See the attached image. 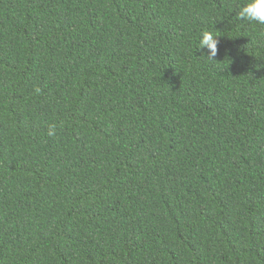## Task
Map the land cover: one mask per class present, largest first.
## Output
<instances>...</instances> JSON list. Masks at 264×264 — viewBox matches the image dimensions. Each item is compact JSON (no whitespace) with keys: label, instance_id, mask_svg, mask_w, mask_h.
I'll use <instances>...</instances> for the list:
<instances>
[{"label":"trees","instance_id":"trees-1","mask_svg":"<svg viewBox=\"0 0 264 264\" xmlns=\"http://www.w3.org/2000/svg\"><path fill=\"white\" fill-rule=\"evenodd\" d=\"M241 3L0 0V264H264V26Z\"/></svg>","mask_w":264,"mask_h":264},{"label":"clouds","instance_id":"clouds-1","mask_svg":"<svg viewBox=\"0 0 264 264\" xmlns=\"http://www.w3.org/2000/svg\"><path fill=\"white\" fill-rule=\"evenodd\" d=\"M236 19L241 22L264 26V0H243V3L238 5ZM219 40L220 36L217 32L204 30L199 37L197 51L207 49L206 53L200 55L208 61H216ZM253 67L258 66L254 65ZM47 135L50 137L55 135V126H50Z\"/></svg>","mask_w":264,"mask_h":264}]
</instances>
